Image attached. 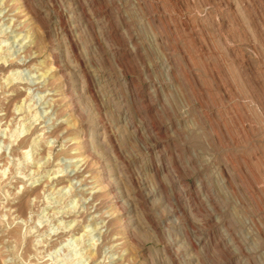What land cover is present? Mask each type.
Here are the masks:
<instances>
[{"label": "rangeland", "instance_id": "obj_1", "mask_svg": "<svg viewBox=\"0 0 264 264\" xmlns=\"http://www.w3.org/2000/svg\"><path fill=\"white\" fill-rule=\"evenodd\" d=\"M0 264H264V0H0Z\"/></svg>", "mask_w": 264, "mask_h": 264}, {"label": "bare ground", "instance_id": "obj_2", "mask_svg": "<svg viewBox=\"0 0 264 264\" xmlns=\"http://www.w3.org/2000/svg\"><path fill=\"white\" fill-rule=\"evenodd\" d=\"M26 18V17H25ZM24 18V19H25ZM20 101V100H19ZM85 152V151H84ZM83 152V153H84ZM83 153H82V151H79L78 152V156L77 157H79L80 158V161H81V165L80 166H82L83 167V169L86 167V162H87V160H86V157L83 155ZM74 167V166H73ZM56 182L58 181L59 182V179L58 180H55ZM115 195V194H114ZM96 196H98L97 194H96ZM113 196V195H112ZM114 197V196H113ZM109 198V197H108ZM116 202V201H115Z\"/></svg>", "mask_w": 264, "mask_h": 264}]
</instances>
